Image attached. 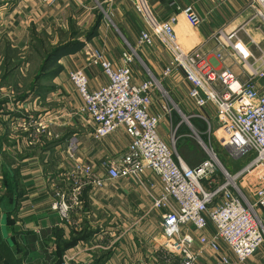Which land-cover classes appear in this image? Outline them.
Returning a JSON list of instances; mask_svg holds the SVG:
<instances>
[{
  "label": "crops",
  "instance_id": "obj_1",
  "mask_svg": "<svg viewBox=\"0 0 264 264\" xmlns=\"http://www.w3.org/2000/svg\"><path fill=\"white\" fill-rule=\"evenodd\" d=\"M144 1L160 20L177 17L174 30L186 51L197 53L218 73L230 70L241 82L248 81L242 56L224 49L216 33L224 29L230 36L248 24L252 0ZM187 6L202 18L200 27H191L180 15ZM145 28L133 0H0V215L4 212L3 220L15 218L6 227V237L28 243L23 264H55L57 259L62 264L65 257L73 259L70 264H177L163 249L162 211L154 209L163 189L151 171L140 181L120 179L103 188L87 187L71 225H64L51 209L54 193L70 183L65 146L71 135L79 137L77 161L83 165L120 158L131 142L123 127L98 141L94 126L77 115L83 102L69 74L83 70L91 89L108 82L99 67L88 65L87 47L104 52L116 68L130 49L137 52L131 64L134 83L154 78L167 91L153 93L151 111L164 116L158 133L169 145L173 129L182 123L174 120L168 95L191 119L213 107L196 109L182 71L163 78L169 56L159 41L139 48ZM246 31L264 49V29L251 24ZM239 38L246 55L260 56L246 34ZM255 84L264 88V81ZM167 107L170 115L164 111ZM213 233L210 226L208 236ZM219 244L234 264H264V245L255 257L240 263L224 242ZM194 250L201 255L198 264H220L213 251H200L198 243Z\"/></svg>",
  "mask_w": 264,
  "mask_h": 264
},
{
  "label": "built area",
  "instance_id": "obj_2",
  "mask_svg": "<svg viewBox=\"0 0 264 264\" xmlns=\"http://www.w3.org/2000/svg\"><path fill=\"white\" fill-rule=\"evenodd\" d=\"M43 1L52 4L59 0ZM133 6L146 27L140 36L139 48L152 47L159 41L169 56L163 78L182 71L191 85L189 96L196 109L217 108L218 132L222 137L216 133L214 139L222 143L227 157L233 161L249 155L254 158L232 173L212 149L208 150L209 160L189 167L159 136L158 129L164 116L152 113L151 109L153 93L162 90L160 82L154 78L140 84L133 81L131 64L138 58L137 52L130 49L122 57V66L116 68L104 52L87 47L88 65L99 67L108 82L91 89L83 70L69 74V81L83 102L77 115L94 126L96 140H103L123 127L131 142L120 158L83 165L77 161L79 137L71 135L65 146L71 162L70 183L54 193L51 209L64 225H71L72 213L80 206L82 193L87 187L103 188L108 182L120 179L140 181L146 172L151 171L162 184L163 193L154 199V209L162 211L163 249L171 255L172 262L198 264L201 255L194 250L198 243L200 251H213L220 264H234L221 251L219 243L222 241L240 263H245L264 245V184L254 191L253 199H248L238 184L251 174L261 173V178L264 171V88L261 90L255 84L256 80L264 81V49L246 31L251 24L264 29V0H252L249 6L251 18L238 31L230 36L224 29L216 33L224 49L242 56V69L249 78L246 82H241L230 70L216 72L197 53L186 51L174 30L177 17L160 20L144 0H133ZM180 15L193 28L203 23L191 6L183 8ZM240 33L248 36L249 46L258 48L259 57L246 55V49L240 45ZM241 46L246 54L240 50ZM164 111L171 114L169 107ZM177 130L178 127L171 133L173 145ZM261 180L264 182V176ZM203 182L207 183L206 186ZM210 226L214 233L208 236ZM72 260L65 257L62 264H70Z\"/></svg>",
  "mask_w": 264,
  "mask_h": 264
},
{
  "label": "rangeland",
  "instance_id": "obj_3",
  "mask_svg": "<svg viewBox=\"0 0 264 264\" xmlns=\"http://www.w3.org/2000/svg\"><path fill=\"white\" fill-rule=\"evenodd\" d=\"M240 50L245 53L242 46ZM163 90L165 91V88H162V91ZM170 96L168 95V100L174 109V120L177 119V123H182L176 133L175 145L171 144L170 146L189 167L198 166L206 160H209L211 155L208 150L211 151L212 149L218 156L222 165L232 173H236L254 158V155H249L240 161H233L227 157L226 152L222 150V143L214 139V134L216 133L220 138L222 137L221 132H218L220 124L218 121L219 112L216 107H209L208 111L203 110V112H201L202 118L191 119L189 116L179 111L173 101H171ZM260 176L261 173L255 175L251 174L238 182L241 190L248 199H253L254 191L258 187L263 186L264 182L262 180L260 181V179L264 176V171L262 172L261 178ZM203 184L206 186L207 183L203 182ZM3 215L4 212L0 215V253L2 254V257L0 256V264H8V262L12 264V259L19 264H23L28 243L19 242L21 240L16 237H6L8 235L4 233V230H6L5 228L8 226L9 222L11 226L14 224L15 218L12 215L10 217L6 216L5 223H3ZM30 247H32V244H30ZM52 262L61 264L59 259ZM176 262L179 264V261ZM46 263L50 262L47 261ZM24 264L27 263L24 262ZM32 264L39 263L34 261Z\"/></svg>",
  "mask_w": 264,
  "mask_h": 264
},
{
  "label": "trees",
  "instance_id": "obj_4",
  "mask_svg": "<svg viewBox=\"0 0 264 264\" xmlns=\"http://www.w3.org/2000/svg\"><path fill=\"white\" fill-rule=\"evenodd\" d=\"M46 59L47 60H49L50 59V56L48 55V56H46ZM226 168V167H225ZM3 223H5V220H3ZM10 223V222H9ZM9 225V224H8ZM11 225V224H10ZM6 229V228H5ZM4 233L5 234H8V231H6V230H4ZM64 249H60L59 251H58V253L59 254H61V252L63 251ZM0 256L2 257V254L0 253ZM12 261H13V263L12 264H19L18 262H16V261H14L13 259H12ZM8 264H11L10 262H8Z\"/></svg>",
  "mask_w": 264,
  "mask_h": 264
}]
</instances>
